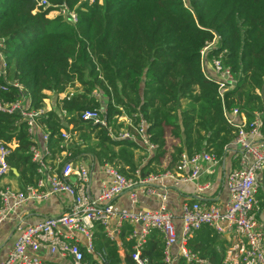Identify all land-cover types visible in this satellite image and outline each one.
<instances>
[{"label":"trees","instance_id":"trees-1","mask_svg":"<svg viewBox=\"0 0 264 264\" xmlns=\"http://www.w3.org/2000/svg\"><path fill=\"white\" fill-rule=\"evenodd\" d=\"M39 1L0 0L6 63L0 86L16 82L34 110L44 107L45 92L53 95V107L37 123L49 135L52 157L70 154L63 163L108 164L136 182L174 171L183 154L204 151L222 160L237 134L227 124L225 110L238 109L248 122L255 115L264 121V0H46L45 8L38 7ZM61 7L76 13V23L59 15L48 18ZM211 43L206 59H221L237 80L223 100L201 66L202 52ZM76 86L75 95L57 101ZM95 93L105 96L113 128L124 126L116 124L122 116L133 126L140 120L147 124L156 150L144 165L143 158L135 159L140 147L134 142H113L106 129L81 119L84 111L101 106ZM0 99L16 102L19 91L8 86ZM69 126L76 141L61 148V130ZM0 141L14 146L7 158L9 177L17 178L21 189L34 185L39 175L31 160L33 143L19 113H0ZM258 199L263 210L264 192ZM95 230L94 251L107 264H134V242L127 240L131 225L124 224L114 241L102 226ZM219 238L215 229L202 226L187 249L208 264H223L228 248ZM142 257L164 264V239L158 231L147 236ZM177 264L188 263L181 258Z\"/></svg>","mask_w":264,"mask_h":264},{"label":"built area","instance_id":"built-area-1","mask_svg":"<svg viewBox=\"0 0 264 264\" xmlns=\"http://www.w3.org/2000/svg\"><path fill=\"white\" fill-rule=\"evenodd\" d=\"M82 1L92 3L94 0ZM38 7H47L46 0H40ZM56 13L73 24L77 21L76 13L67 7H61ZM212 46L214 43L203 50L201 66L206 80L217 83L220 99L223 100L224 95L237 86V80L231 68H226L221 59L210 61L206 59L207 52ZM2 47L0 44V76L5 78L6 63L1 53ZM208 65L213 75L207 74ZM8 86L18 89L19 100L9 103L0 99V113H19L27 123L33 143L30 148L31 160L37 165L39 178L34 185L22 189L0 185V227L10 218L17 217L28 202H46L52 197L68 195L72 203L67 212L58 216L46 218L33 225H19L16 240L0 264H46L40 258L43 251L69 264H107L104 257L94 251L96 225L102 226L106 238L114 241L118 239L124 224L133 227L127 240L134 242L131 253L134 264H150L147 258L142 257V251L151 231H158L164 239V264H172L170 250L178 238L179 254L186 263L208 264L187 249L190 237L202 226L213 228L218 235L230 238L223 264H264V229L258 227L257 220L261 209L258 195L260 191L264 192V121L260 115H255V118L248 122L236 108L224 111L227 124L237 129L230 146L236 150L235 159L238 167L232 169L225 179L227 201L224 204H217L196 199L192 203L182 204L179 216L181 230L178 233L174 215L167 207L166 194L153 185L166 179L175 186L196 182L198 194L206 192L212 188L209 178L219 165L220 159L215 154L204 151L192 157L183 154L174 171L151 175L136 182L127 179L106 164L103 166V172L108 181L92 195L90 192L92 170L89 166L68 161L63 163L61 169L53 167L49 135L37 123V118L51 109L47 110L45 107L39 110L32 109L30 97L16 82H7V85L0 86V91L6 92ZM77 89L78 86L75 90L58 95L57 101L71 98L77 93ZM94 97L100 101L101 106L98 109L84 111L81 114L83 121L106 129L108 137L113 142L132 141L148 153L155 152L156 146L151 144L150 135L147 133L148 126L143 120H140L137 126H133L130 119L122 116L118 118L116 124L123 125V121H126L127 127L115 129L106 118L105 96L95 93ZM61 138L63 140L61 148L63 145L67 147L68 143L76 141L77 134L75 132L72 134V126H69L68 130H61ZM13 148V145L0 141V181L9 177L7 158ZM62 154L64 157L70 156L67 152ZM202 177L204 180L200 182ZM72 178L75 183L71 182ZM123 193H127L132 206L138 203V198L142 195L155 198L158 207L136 211L114 206V199Z\"/></svg>","mask_w":264,"mask_h":264},{"label":"crops","instance_id":"crops-1","mask_svg":"<svg viewBox=\"0 0 264 264\" xmlns=\"http://www.w3.org/2000/svg\"><path fill=\"white\" fill-rule=\"evenodd\" d=\"M207 74L209 76L213 75V71L210 65L207 66ZM45 94L47 96V99L44 103V107L48 110L49 108H51L49 107L50 98L52 97L53 100L54 97L50 92H45ZM122 124L125 128L127 127L126 121H123ZM139 147L140 148L138 150H135V153H144L145 158L141 161V164L143 163L142 165H144L153 156V152L148 153L144 148H142L141 146ZM235 154L236 150L232 146L228 149V153L225 154L224 158L222 160H219V165L217 166V168H215L214 174L209 178L212 188L206 192L198 194L197 189L195 187L196 182L184 183L175 186L173 182L169 181V179H166L162 183H157L153 185L155 188L159 189V191H162L166 194L168 199L167 207L174 215V224L177 228L178 233H180L181 230L179 216L182 209V204L192 203L196 199L205 203L214 202L217 204H224L227 201V189L225 187V179L227 174L232 169L238 167L237 161L235 159ZM64 158L65 157L63 154H61L60 156L52 157L51 161L53 163V167L61 169L63 166ZM84 163L85 165L89 166L92 170L90 192L92 195H95L99 191L101 185L108 181V178L103 172V166H94L88 165L86 162ZM203 180L204 177L200 178V182ZM71 182L75 183L73 178L71 179ZM0 185H9L12 188L21 189V183L17 178L14 179L7 177L0 181ZM71 203L72 199L68 195H61L52 197L49 201L46 202H28L26 205H24L19 211L17 217L14 216L10 218L0 227V263L5 260L9 250L11 249L14 241L16 240L17 227L19 225H33L46 218L58 216L62 213L67 212L70 208ZM113 204L114 206L121 209L136 211L141 209H156L158 207V201L155 198H149L142 195L139 196L138 203L132 206L129 202L127 193H123L117 198H115ZM257 220L259 222L258 227L264 229V209H260L257 215ZM219 237L220 240L225 239V241L227 242L225 244V247L228 248V246L230 245V238L228 236L222 237L220 235ZM118 245L119 255L121 256L120 258H124L125 252L122 248V243L119 242ZM170 254L172 264H177V261L181 259L179 254V238L177 242L173 244L170 250ZM40 258L46 264H69V262L67 261H61L58 257L50 256L45 251L40 253Z\"/></svg>","mask_w":264,"mask_h":264},{"label":"rangeland","instance_id":"rangeland-1","mask_svg":"<svg viewBox=\"0 0 264 264\" xmlns=\"http://www.w3.org/2000/svg\"><path fill=\"white\" fill-rule=\"evenodd\" d=\"M58 16V13H56V12H51L49 15H48V18H50V19H54L55 17H57ZM53 103H54V99L52 100V97L50 98V101H49V107H53ZM51 108H49V109H51ZM135 159L136 160H139V159H144L145 158V155H144V153H141V152H136L135 153ZM145 163V162H144Z\"/></svg>","mask_w":264,"mask_h":264}]
</instances>
